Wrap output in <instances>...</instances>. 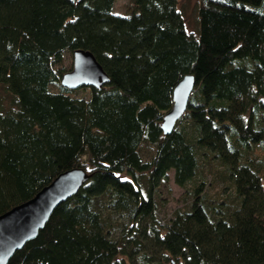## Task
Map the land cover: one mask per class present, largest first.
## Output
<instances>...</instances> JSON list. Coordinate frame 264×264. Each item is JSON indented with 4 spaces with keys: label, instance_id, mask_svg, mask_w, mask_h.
I'll list each match as a JSON object with an SVG mask.
<instances>
[{
    "label": "trees",
    "instance_id": "trees-1",
    "mask_svg": "<svg viewBox=\"0 0 264 264\" xmlns=\"http://www.w3.org/2000/svg\"><path fill=\"white\" fill-rule=\"evenodd\" d=\"M114 3L0 0V215L63 172L89 176L8 264H264V0H195L194 31L180 0ZM79 49L109 83L61 86ZM171 172L191 202L161 220Z\"/></svg>",
    "mask_w": 264,
    "mask_h": 264
},
{
    "label": "water",
    "instance_id": "water-1",
    "mask_svg": "<svg viewBox=\"0 0 264 264\" xmlns=\"http://www.w3.org/2000/svg\"><path fill=\"white\" fill-rule=\"evenodd\" d=\"M109 78L95 57L84 50L72 53V67L60 79L62 87L76 90L81 87L100 89ZM195 86L192 75L182 77L172 90V106L164 114L161 130L170 135L176 122L184 115ZM82 169H71L59 174L32 199L0 215V264H8L14 253L35 239L53 211L75 195L88 181Z\"/></svg>",
    "mask_w": 264,
    "mask_h": 264
},
{
    "label": "rangeland",
    "instance_id": "rangeland-1",
    "mask_svg": "<svg viewBox=\"0 0 264 264\" xmlns=\"http://www.w3.org/2000/svg\"><path fill=\"white\" fill-rule=\"evenodd\" d=\"M133 0H115L114 6H113V13L118 15H125L127 13V10L132 6ZM194 3L195 0H180V6L183 9L184 17H185V25L186 29L188 31H194L196 26V18L194 14ZM64 67L66 71L70 70L72 67V55L65 54L64 56ZM54 91H56V87H53ZM75 97H82L84 96L83 91L77 90L76 93L73 94ZM4 101L8 103V98L4 96ZM144 154L148 157L150 154V150L145 151ZM145 156V157H146ZM205 172V179L208 180L210 178L208 167H204L202 169ZM169 182L167 184H163L158 189L157 197V204L158 209L160 211L159 215L163 219H167L174 210L176 209H183L187 207V205L191 202V194L188 189L190 187H187L186 189L179 188L175 185L173 182V173H169ZM210 180V179H209ZM262 186L264 190V179L262 180ZM219 183H215L213 188H210L207 192L208 195L215 198L217 196V193H219L216 190H219ZM220 195V194H219ZM225 194H222L220 196L222 197Z\"/></svg>",
    "mask_w": 264,
    "mask_h": 264
}]
</instances>
